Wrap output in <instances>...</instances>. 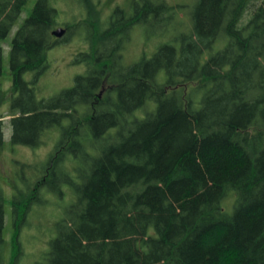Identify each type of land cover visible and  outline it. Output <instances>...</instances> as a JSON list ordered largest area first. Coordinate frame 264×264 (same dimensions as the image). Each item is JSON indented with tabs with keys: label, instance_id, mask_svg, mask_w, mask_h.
<instances>
[{
	"label": "trees",
	"instance_id": "16d2710c",
	"mask_svg": "<svg viewBox=\"0 0 264 264\" xmlns=\"http://www.w3.org/2000/svg\"><path fill=\"white\" fill-rule=\"evenodd\" d=\"M27 1L0 0V77L2 41ZM75 1L92 31L72 86L35 94L58 25L51 0H35L11 40V143L58 138L36 176L13 183L8 263L0 188V264H17L31 205L64 189L73 199L44 264H264V0H196L187 30L131 63L135 27H167L177 7L133 0L103 27L96 2ZM63 25L57 43L77 31Z\"/></svg>",
	"mask_w": 264,
	"mask_h": 264
},
{
	"label": "rangeland",
	"instance_id": "374dc122",
	"mask_svg": "<svg viewBox=\"0 0 264 264\" xmlns=\"http://www.w3.org/2000/svg\"><path fill=\"white\" fill-rule=\"evenodd\" d=\"M99 5L103 17H100L103 27L106 24L108 15L114 6H124L126 11L130 9L133 0H93ZM158 2V0H151ZM35 0H28L22 12L11 27L7 37L2 41V73L0 77L1 103L0 114L3 115L2 129L4 133L3 148L0 152V188L4 197V248L6 262L8 263L12 253V240L14 236L12 227L11 196L13 194V183H21V172L25 176L34 178L37 167L42 166L58 138V132L52 131L43 136L44 143L41 146L12 145L10 126V100H11V74L9 66L11 40L28 12L31 10ZM171 6H176L174 16L169 20L167 27L149 25L148 27L136 26L131 33V38L125 45L124 55L126 62L136 61L141 54L151 55L156 46L171 37L178 35L188 29L189 13L195 5L196 0H165ZM51 4L58 11V27H64V23L73 24L72 34L61 40L59 43L53 37V44L47 51L49 66L48 69L38 76L34 85L37 98H47L57 94L60 90L68 88L74 83V76L81 74L82 65H76L73 60L77 53L86 47L85 39L92 28L89 26L87 17H84V9L76 6L75 0H51ZM82 8V9H81ZM80 34H79V33ZM163 33V34H160ZM85 42V43H84ZM34 76L29 72L24 77L31 79ZM22 167H27L22 170ZM73 199L69 189H64L60 196L50 194L48 204L42 206L31 205L30 213L26 216L17 234L20 256L17 264H44L46 252L49 249L50 239L55 235L54 225L61 215V206L68 205Z\"/></svg>",
	"mask_w": 264,
	"mask_h": 264
},
{
	"label": "water",
	"instance_id": "95a60500",
	"mask_svg": "<svg viewBox=\"0 0 264 264\" xmlns=\"http://www.w3.org/2000/svg\"><path fill=\"white\" fill-rule=\"evenodd\" d=\"M64 33H65V29L62 28V27H58V28L53 29V30L51 31V34H52L54 37H56V38H61V37L64 35Z\"/></svg>",
	"mask_w": 264,
	"mask_h": 264
},
{
	"label": "flooded vegetation",
	"instance_id": "af4514ba",
	"mask_svg": "<svg viewBox=\"0 0 264 264\" xmlns=\"http://www.w3.org/2000/svg\"><path fill=\"white\" fill-rule=\"evenodd\" d=\"M65 29V27H63ZM66 30V29H65Z\"/></svg>",
	"mask_w": 264,
	"mask_h": 264
}]
</instances>
